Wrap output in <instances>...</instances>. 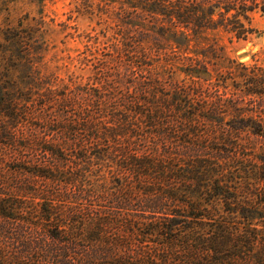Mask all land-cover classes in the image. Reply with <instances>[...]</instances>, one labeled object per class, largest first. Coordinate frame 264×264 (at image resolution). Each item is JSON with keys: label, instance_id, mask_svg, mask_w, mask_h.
I'll return each instance as SVG.
<instances>
[{"label": "trees", "instance_id": "1", "mask_svg": "<svg viewBox=\"0 0 264 264\" xmlns=\"http://www.w3.org/2000/svg\"><path fill=\"white\" fill-rule=\"evenodd\" d=\"M111 5L87 74L35 69L38 27L5 37L0 264H264V68L227 61L217 42L191 50L206 29L258 32L243 19L264 0L98 10Z\"/></svg>", "mask_w": 264, "mask_h": 264}, {"label": "rangeland", "instance_id": "2", "mask_svg": "<svg viewBox=\"0 0 264 264\" xmlns=\"http://www.w3.org/2000/svg\"><path fill=\"white\" fill-rule=\"evenodd\" d=\"M87 1L93 5V14L86 11L83 0H0V78L6 79L4 74L12 64L7 51L9 42L5 37L12 35L15 29H26L28 25L39 29L34 38L35 43L48 47L44 56L34 60L35 69L51 78L55 75L64 76L68 72H89L92 63H97L106 53L105 40L102 36L98 39L97 32L115 23L118 9L113 5L105 6L109 11L103 14L98 10L99 0ZM250 17V23L243 20L258 32L249 34L246 39H237L223 29L210 28L192 41L191 50L201 51L210 43L217 42L219 48L223 47L221 54L229 58L227 61L233 59L250 66L258 63L264 68V11L258 8L250 13ZM22 23L23 26H20ZM135 23L139 30L149 24L143 19L140 25L137 19ZM92 28L97 31H92ZM87 55L96 58L88 62L89 65L82 64L81 61ZM12 62L16 63L13 68L14 79L20 83L26 69L25 60L18 58ZM184 77V74L180 75V78Z\"/></svg>", "mask_w": 264, "mask_h": 264}]
</instances>
